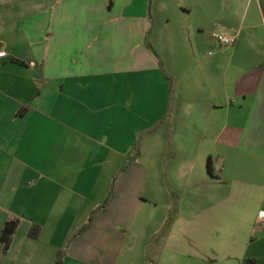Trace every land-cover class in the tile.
I'll return each instance as SVG.
<instances>
[{"label":"crops","instance_id":"0c3cea01","mask_svg":"<svg viewBox=\"0 0 264 264\" xmlns=\"http://www.w3.org/2000/svg\"><path fill=\"white\" fill-rule=\"evenodd\" d=\"M0 49V264H264V0H0Z\"/></svg>","mask_w":264,"mask_h":264},{"label":"trees","instance_id":"16d2710c","mask_svg":"<svg viewBox=\"0 0 264 264\" xmlns=\"http://www.w3.org/2000/svg\"><path fill=\"white\" fill-rule=\"evenodd\" d=\"M207 167H208V171L210 172L211 171L210 159H208V161H207ZM18 223H19V218L14 217V216L8 217L7 220L5 221V223L2 226L1 231H0V252L4 253L7 250V248L9 247L10 242L12 240V236H13L14 232L16 231ZM38 230L39 229L37 226H31L28 229L27 234L29 236H32V237H37Z\"/></svg>","mask_w":264,"mask_h":264},{"label":"built area","instance_id":"2783aa9c","mask_svg":"<svg viewBox=\"0 0 264 264\" xmlns=\"http://www.w3.org/2000/svg\"><path fill=\"white\" fill-rule=\"evenodd\" d=\"M214 39L223 47H229L233 45L235 37L232 35H226L220 32L213 33ZM7 55V52L3 49H0V58ZM258 221H264V211L258 213Z\"/></svg>","mask_w":264,"mask_h":264}]
</instances>
